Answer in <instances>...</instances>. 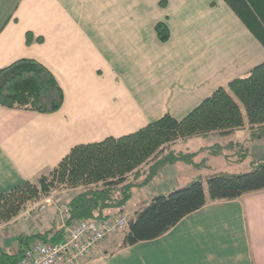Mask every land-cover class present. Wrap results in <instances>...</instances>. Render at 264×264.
Here are the masks:
<instances>
[{
  "label": "crops",
  "instance_id": "1",
  "mask_svg": "<svg viewBox=\"0 0 264 264\" xmlns=\"http://www.w3.org/2000/svg\"><path fill=\"white\" fill-rule=\"evenodd\" d=\"M6 15L0 69L20 58L37 59L55 74L65 100L50 114L0 105V192L50 173L76 145L134 133L166 114L182 119L264 62V44L225 0H18ZM160 21L170 29L165 42L155 29ZM29 31L43 41L28 43ZM252 127L246 120L230 133L198 137L236 143L227 161L250 159L252 167L253 159H264L251 152L259 141L250 139ZM219 140L196 148L168 145L202 149L196 161L206 158L207 165L167 164L111 215L124 213L130 220L158 194L199 176L206 185L210 174L235 172L204 174L217 157L209 147ZM243 142L249 154L241 158L247 153L238 144ZM124 237L103 239L77 264H264V189L210 200L157 238L125 245ZM0 242L16 250L17 243Z\"/></svg>",
  "mask_w": 264,
  "mask_h": 264
},
{
  "label": "trees",
  "instance_id": "2",
  "mask_svg": "<svg viewBox=\"0 0 264 264\" xmlns=\"http://www.w3.org/2000/svg\"><path fill=\"white\" fill-rule=\"evenodd\" d=\"M225 1L264 44V0ZM155 29L161 41L170 38V29L165 22H158ZM35 39L43 41V37L35 38L29 31L27 42ZM64 100L65 93L57 77L37 59L20 58L0 69V105L3 107L50 114L60 110ZM246 120L253 126L250 139H263L264 62L254 67L249 76L235 78L227 86L218 88L182 119L166 114L134 133L74 146L55 169L43 174L37 182L26 181L0 192V223L19 214L28 200L47 193L55 179L72 186H87L69 194L65 201L67 227L81 219H105L112 216L111 210L126 206L133 198L134 188L149 184L167 164L182 161L197 168L207 165L206 158L196 161L202 149L186 152L168 147L159 153L162 145L179 137L206 136L215 130L230 133L243 126ZM233 144L236 143H215L210 152L222 155L223 149ZM238 144L247 152L241 158L246 157L249 154L246 144ZM143 163H147V168L138 169ZM251 164V169L246 172H216L207 177L206 185L199 176L184 186L154 196L129 220L124 244L132 245L163 235L210 200L235 199L264 189V159H253ZM59 211L57 208L52 225L44 232L22 231L17 236L14 252L5 250L0 242V264H20L25 250L35 240L50 243L64 240L65 228L56 227Z\"/></svg>",
  "mask_w": 264,
  "mask_h": 264
},
{
  "label": "rangeland",
  "instance_id": "3",
  "mask_svg": "<svg viewBox=\"0 0 264 264\" xmlns=\"http://www.w3.org/2000/svg\"><path fill=\"white\" fill-rule=\"evenodd\" d=\"M18 0H0V22L4 21V18L7 17V13L11 12V10L14 8ZM191 137V138H190ZM190 138V139H187ZM220 137H213L209 139V144L213 143V141L219 140ZM220 142V143H219ZM217 142V144H224L227 145L230 142H225V139L221 137V139ZM176 143H179L178 145H183L188 144L189 146L192 145L194 148L203 146V145H208L206 141H202L200 137L197 135L189 136V137H181L178 140H172L170 142H167L166 144L162 145L160 147L159 153L161 151H166L168 148V145H176ZM252 150L251 152L254 153V156L256 157H263L264 158V139L255 141V143L252 144ZM210 148V147H209ZM231 147L226 146V148L223 149V154L219 155L217 157L211 158L209 162V169H204V174L206 173H211L216 170H230V171H235V172H246L251 169L250 167V162L249 160L241 162V163H236L232 164L231 162L227 161L226 155H231ZM234 151L236 149H233ZM228 152V153H227ZM158 153V154H159ZM156 154V153H155ZM154 154V155H155ZM208 154L210 152L208 151ZM253 156V154L251 155ZM152 161V160H150ZM149 161V162H150ZM191 165V164H190ZM190 167V166H188ZM192 167V166H191ZM147 168V163H143L141 166H139L138 169H146ZM208 168V167H207ZM49 174V173H48ZM50 179H53L52 175H49ZM203 180H205L203 178ZM38 179L34 182H37ZM84 185V184H82ZM71 187L72 185H69L68 183H60L55 179V183L52 186V188L44 194H41L37 198H32L28 200L22 209V211L13 216L11 219L2 221L0 223V240L2 242H6V240H9L10 243L15 244L17 236L22 232L26 231L28 229L30 230H39L44 232L47 230L53 222V219L56 215V210L57 208H60L62 204H66L65 201L68 199L69 196H67L69 193H64L61 190L65 187ZM62 192V193H61ZM52 195L54 197V201L51 205H46L45 208H41V204H43V199L46 197ZM134 200H132L131 203H133ZM123 208V207H122ZM124 214V213H123ZM61 221L60 217V211L59 214L56 217V224ZM57 227V225H56ZM59 229V228H58ZM124 235L125 232L123 233H118L116 235ZM115 236V235H113ZM112 237V236H111ZM6 244V243H5Z\"/></svg>",
  "mask_w": 264,
  "mask_h": 264
},
{
  "label": "built area",
  "instance_id": "4",
  "mask_svg": "<svg viewBox=\"0 0 264 264\" xmlns=\"http://www.w3.org/2000/svg\"><path fill=\"white\" fill-rule=\"evenodd\" d=\"M86 187L82 184L67 186L61 191L69 193L84 190ZM53 201L54 197L50 195L43 199L40 207L45 208ZM66 211V204H62L60 207L61 221L57 223V228H65L66 238L58 243L35 240L25 250L20 264H77L90 257L103 239L126 232L129 227V218L125 214L112 215L105 219H81L67 227L64 222Z\"/></svg>",
  "mask_w": 264,
  "mask_h": 264
}]
</instances>
